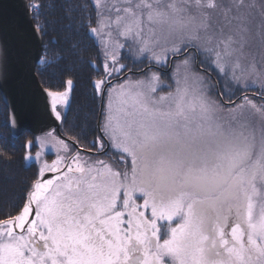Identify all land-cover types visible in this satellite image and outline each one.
<instances>
[{
	"label": "snow or ice",
	"instance_id": "1",
	"mask_svg": "<svg viewBox=\"0 0 264 264\" xmlns=\"http://www.w3.org/2000/svg\"><path fill=\"white\" fill-rule=\"evenodd\" d=\"M86 27L103 57L91 80L103 106L93 147L106 140L116 155L82 156L49 132L65 155L44 161L15 214L0 218V264H264V105L225 103L226 91L214 98L194 70L207 64L237 85L253 76L264 85L255 61L242 62L252 41L264 50V5L92 0ZM125 48L150 62V74L113 84ZM167 65L173 84L161 95L151 68ZM63 85L43 89L56 120L71 75Z\"/></svg>",
	"mask_w": 264,
	"mask_h": 264
},
{
	"label": "trees",
	"instance_id": "2",
	"mask_svg": "<svg viewBox=\"0 0 264 264\" xmlns=\"http://www.w3.org/2000/svg\"><path fill=\"white\" fill-rule=\"evenodd\" d=\"M28 1L39 5V8L32 9L33 20L35 25L44 29L41 32L42 56L36 65L42 87L63 91V82L68 75L74 80V89L61 114V133L80 147L94 149L98 146L97 142L93 147V142L99 136L100 99L93 92L91 80L97 71L102 70L103 57L86 27L92 0ZM122 56L123 64L127 65L125 71L140 70L147 63L134 59L129 53L122 52ZM45 58L48 62L41 63ZM92 61L96 63L95 68L90 63ZM7 122V108L0 96V218L15 214L38 171L36 163L24 159L29 152L26 144L33 141L34 136L27 132L19 137L12 136Z\"/></svg>",
	"mask_w": 264,
	"mask_h": 264
},
{
	"label": "water",
	"instance_id": "3",
	"mask_svg": "<svg viewBox=\"0 0 264 264\" xmlns=\"http://www.w3.org/2000/svg\"><path fill=\"white\" fill-rule=\"evenodd\" d=\"M28 5L27 0H0V93L9 109V125L15 136L24 131L44 134L53 129L59 134V122L50 112V99L35 75L42 40L33 28ZM52 175L46 173L45 178Z\"/></svg>",
	"mask_w": 264,
	"mask_h": 264
},
{
	"label": "rangeland",
	"instance_id": "4",
	"mask_svg": "<svg viewBox=\"0 0 264 264\" xmlns=\"http://www.w3.org/2000/svg\"><path fill=\"white\" fill-rule=\"evenodd\" d=\"M254 2L258 6L264 5V0H254ZM258 20H259V17L257 16V20L252 22L253 31H255V26H256V23L258 22ZM122 52L129 53L134 59L144 60L147 63L140 70H127L123 74L121 73V75H119V78L121 76H123L124 74H126V75L129 74V75H127V76L124 75L120 79H114L113 84L121 83L124 80V78L136 80V79H142L144 77L145 73L150 74V72H149V63L150 62L147 59H144L141 57H136L132 52H129L127 48L122 50ZM124 55H126V54H124ZM126 56H129V55H126ZM123 58L124 57L122 56L121 63H123ZM253 60L255 61L256 65H257L258 71L264 73V50L260 49L258 41H252L250 47L245 48V55H244V57H242V62H244V63H248V62H251ZM140 62H142V61H140ZM167 67H168V65L167 66H153L151 68V71L159 73V75L161 77V82H162V84H161L162 91L160 92L161 95L168 92V91H171V89L168 88L167 85H169V81H170V84H173L171 76H172V73L174 71V67L172 66V68L170 70H167V71L162 70L161 72H159L155 69L160 70V68L164 69ZM200 67H201V65H200ZM201 68H203V69L198 68L197 64L194 65V70L197 73L206 76L208 82L213 86L212 87V95L214 98L216 97L217 93L226 91L227 95H225L223 97V100L225 103H227L229 96H231V99L235 103H240L241 98L244 96H247L248 99H250L257 106L264 105V85H262L261 80L258 79L257 77H255V76L251 77L250 81L248 82V86L245 87L244 81H242L240 85H237L235 82L231 81L230 78H225V77L218 75V73L212 67H209L207 64H205L204 67H201ZM146 69H148L147 72L142 73L140 75H135L136 73H138V74L141 73V70H146ZM131 71L133 72V74L129 73ZM252 81H254V82H252ZM66 106L67 105H64V104L58 105V110L61 112V114H62V112L65 111ZM49 132H51L53 134V136L60 138L55 133V129H53L52 131H49ZM49 132L44 133L43 136L33 138L32 146L29 149V152L31 153L32 157H35L36 152H38V151L41 152V157H40L39 161H37L35 159L27 160V162L36 163L38 165V169L44 161L51 163L53 160L56 159L58 154L59 155H65V153L62 150L58 151L57 149L51 147L53 141H52L51 137H49L47 135ZM41 140L45 141L46 146L43 148L41 147V143H40ZM99 146H98V148H100ZM71 151L74 152L77 150H74V148L71 147ZM79 151L81 152L82 156H85V157L90 156V155H87L86 153L82 152V150H79ZM91 157L94 159H102V160L108 161L107 159H103L101 157L100 158H95L94 156H91Z\"/></svg>",
	"mask_w": 264,
	"mask_h": 264
},
{
	"label": "bare ground",
	"instance_id": "5",
	"mask_svg": "<svg viewBox=\"0 0 264 264\" xmlns=\"http://www.w3.org/2000/svg\"><path fill=\"white\" fill-rule=\"evenodd\" d=\"M27 1H28V0H27ZM28 3H29V1H28ZM29 10H30V12L32 13V9L29 8ZM32 24H33V28L35 29L36 25H35L34 20H33V15H32ZM39 34H40L41 39H42V34H41V32H39ZM39 61H40V60H39ZM197 66H198V68L203 69V68L200 67L199 63H197ZM171 68H172V65H168L167 68H164V69L160 68V70H158V69H155V70L161 72L162 70H163V71H167V70H170ZM147 70H148V69H146V70H141V73H139V74L135 72V73H136L135 75H140V74H142V73H145V72H147ZM129 73L133 74L132 71L129 72ZM35 75H36V77H37V79H38V81H39V78H38V76H37V74H36V67H35ZM127 75H129V74H127ZM127 75H126V76H127ZM113 81H114V79H113ZM39 83H40V81H39ZM40 85H41V83H40ZM41 86H42V85H41ZM43 89H44V88H43ZM0 96H1V98H2V101H3L4 105H5L6 108H7V114H8V122H7V125H8V131L12 134V136H14V137H19V136H21L22 134H24V133H26V132L29 133V134H31L32 136H34V138H36V137H40V136H43V135H44V134H32V133H30L29 131H24V132H22L19 136H15V135L12 133V129H11L10 125H9V122H10V113H9V109H8L6 103L4 102L1 93H0ZM102 107H103V106H102ZM102 107H101V101H100L99 113H98V120H97V132H98L99 136H100V132H99V129H98V124L101 123V122H99V121H101V118H102ZM60 121H61V120L58 121V122H59V134L56 132V130H55V133H56L61 139L65 140V142L69 143V145H70L72 148H74V150H76V148L78 147L80 150H82V152L86 153L87 155L94 156L95 158H100V157H101V158H103V159H107L108 161H111V159L116 155L115 153H113L111 147L109 146V144H108V142H107L106 140L103 141V143H104V148H103V149L98 148V146H99V142H98V146H97L96 148H94V149H89V148H83V147H80L75 141H73L72 139L67 138L66 136H64V135L61 133V130H60V128H61V122H60ZM99 147H100V146H99ZM74 152H75V151H74Z\"/></svg>",
	"mask_w": 264,
	"mask_h": 264
}]
</instances>
